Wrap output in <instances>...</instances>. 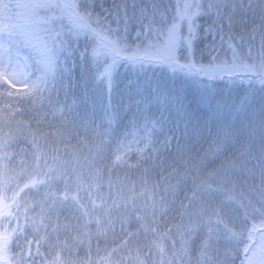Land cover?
<instances>
[{
  "label": "snow or ice",
  "instance_id": "1",
  "mask_svg": "<svg viewBox=\"0 0 264 264\" xmlns=\"http://www.w3.org/2000/svg\"><path fill=\"white\" fill-rule=\"evenodd\" d=\"M0 264H264V0H0Z\"/></svg>",
  "mask_w": 264,
  "mask_h": 264
}]
</instances>
